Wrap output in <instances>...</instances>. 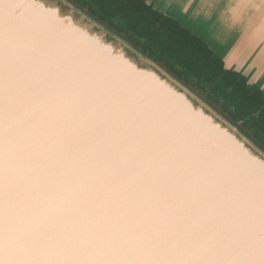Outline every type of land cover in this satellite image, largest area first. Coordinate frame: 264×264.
<instances>
[{
    "label": "water",
    "instance_id": "95a60500",
    "mask_svg": "<svg viewBox=\"0 0 264 264\" xmlns=\"http://www.w3.org/2000/svg\"><path fill=\"white\" fill-rule=\"evenodd\" d=\"M25 1L29 4L26 10L53 15L60 28H69L100 48L99 59L118 62L121 73L128 71L130 77L144 81L150 92L170 93L182 99L219 131L235 139L243 149L246 171L254 166L253 169L264 176V145L255 138L252 130L231 118L220 104L211 101L204 90L187 83L124 32L74 0ZM11 7L8 3L0 9V20H9L0 27V63L9 64L15 74L24 65L32 66L36 76L24 73V76L20 75L21 79L26 76L41 78L45 76L46 67L42 66V49L34 48L36 39L31 44L39 57H28L29 48L23 54L13 53L14 35L7 37L12 29L6 24L18 21L11 17L14 14ZM82 63L84 65V59ZM82 71V85L78 83L65 94L40 88L19 93L0 85V100L8 106L0 112L3 138L0 139V264H118L126 250V264L132 263L128 260V252L137 259L132 264H256L231 248L236 241L241 246L249 241V234L245 232L248 223L243 219L244 204L231 200L230 206L216 208V211H194L181 223L165 217L166 213L175 216L188 211L191 200L188 201L187 196L198 191L202 193L203 188L192 180L191 173L177 172L183 193L172 187L158 189L157 185L152 186V207L143 206L137 199L129 200L132 197L129 188L134 190V186L123 185L126 182L132 184L134 180L127 173H120L122 180L118 183L117 163L110 173L104 171L112 161L106 160L110 156L104 148L118 149V107L106 105L105 109L103 103L96 101L89 94L94 79L87 70ZM49 95L61 96L58 102L63 103L41 104L43 99L48 101ZM65 102L72 109L68 113L60 111L66 107ZM94 102L97 107L93 106ZM124 107L122 120L129 121L131 110ZM22 110L40 120L45 117L43 120L48 122L26 133L19 118ZM46 113L50 114L46 116ZM57 126V131H47ZM176 127L173 124L170 130L175 131ZM72 129L80 134L72 137L75 141L66 138ZM130 131L134 132V128ZM48 142L51 144L44 149ZM167 143L174 152L179 146L183 147L177 140H167ZM161 146L156 143L154 151L158 152ZM238 155L241 158L242 153ZM29 159H34V165L25 163ZM127 160L135 161L131 157ZM65 162L68 166L63 165ZM20 164H25L27 173L15 171V166ZM126 167L127 163H122L121 168ZM126 205L132 210H126ZM224 210H229V215L219 213ZM134 212L135 219L153 214L155 222L144 234H140L141 229L137 236L130 238L126 228ZM164 220L173 221V230L178 228L176 235L191 231L196 236L195 230L203 224L205 231H201V238L194 241L192 252L182 250V240L165 232L161 225ZM138 224L144 227L148 222Z\"/></svg>",
    "mask_w": 264,
    "mask_h": 264
},
{
    "label": "bare ground",
    "instance_id": "6f19581e",
    "mask_svg": "<svg viewBox=\"0 0 264 264\" xmlns=\"http://www.w3.org/2000/svg\"><path fill=\"white\" fill-rule=\"evenodd\" d=\"M0 1V9L7 6L8 3L12 4L10 10L14 14L11 17H15L18 21L6 24V27L12 29L8 32L7 37H10L11 34L14 35L12 37L14 40L13 53L15 55L23 54L29 48L28 57L34 55L39 57L34 48L42 49L41 54L44 55L42 66L46 67L43 72L45 76L33 78L36 76V72L32 70V66L24 65L20 72L15 74L12 68H9V64L0 63V75H6L1 76L0 85L7 86L19 93L33 92L40 88L65 94L69 88L78 83L82 85V69L87 70L95 82L91 88L92 93L89 94L94 96L96 101L103 103L105 109L106 105L118 107V119L120 120L118 122V149L104 148L105 151H109L110 156L106 160H112L104 168V171L110 173L112 169H116L117 163L118 183L122 180L119 177L120 173H127L134 180L132 184L126 182L123 185L134 186V190L129 188V193L132 195L129 200L132 202L137 199V202L142 203L143 206L152 207V186L157 185L158 189L172 187L175 191L182 192L180 189L182 182L179 180L177 172L184 170L185 173H191L192 180L197 181L203 188L202 193L198 191L195 195L187 196L188 201L191 200L188 204V211L174 214L175 216L166 213L165 217L181 223L194 211L202 213L208 209L216 211V208L230 206L233 203L231 200L240 202L246 207L243 219L245 223H248L245 232L249 234V241L243 246L238 241L232 243V251L238 253L239 250L243 256L252 259L256 264H264V188L262 185L264 176L260 175V171L253 169L254 166L248 171L244 169L243 149L234 138L221 130L219 131L209 119L185 105L182 99H177L170 93L150 92L144 81L130 77L128 71L121 73L118 62L106 61L104 58L99 59L100 48L96 47L94 43L86 41L81 34L69 28H60L59 22H56L53 15L41 13L35 9L26 10L29 4L25 0ZM163 4L165 5L164 2ZM238 9L237 7V11L234 13H237ZM7 21L9 20H0V27H3ZM35 39L33 48L31 42ZM261 39L263 40V38ZM83 59L86 67L82 63ZM24 73L33 76L21 79L20 75L24 76ZM47 99L48 101L43 99L40 103L47 102V105H51L52 102H58L61 96L54 98L49 95ZM62 103L58 102L59 105ZM65 104L66 107L60 111L68 113L72 109H69L71 107L66 102ZM95 105L97 104L94 102L93 106L97 107ZM124 105L132 113L129 121L122 120L123 113L126 111ZM6 108L8 106L3 104V100H0V112ZM49 114L46 113V116ZM19 115L26 133L35 131L43 123L48 122L43 120L45 117L41 120L37 119L25 110H22ZM173 124L177 126L175 131L170 130ZM58 128V126L53 127L47 131H57ZM132 128H134V132L130 131ZM67 133L66 138L70 140H73L72 137H75L76 134L80 135L79 131L73 129ZM47 138H49L48 135ZM0 139H3L1 135ZM167 140H177L183 147L176 143L179 149L174 152ZM156 143L162 144L158 152L154 151ZM49 144L51 142L45 144L43 148H47ZM238 153H242L241 158ZM128 157L135 161L127 160ZM33 160L29 159L25 163L34 165ZM124 162L127 163V167L122 169L121 165ZM0 163L2 162L0 161ZM63 165L68 166L66 162ZM26 170L25 164L15 166V171L21 172V174L27 173ZM28 183L30 182L28 181ZM241 199H245L247 202L243 203L244 201L242 202ZM125 208L132 210L128 205ZM138 209L137 204L136 210ZM228 212L229 210H224L219 213L229 215ZM153 217V214H148L144 218L135 219L134 212L128 222L129 226L126 228L128 236L130 238L137 236L141 229L140 234H144L148 228L153 227L151 225L155 222ZM143 221H147L148 225L143 227L142 224H138ZM161 225L164 226L165 232L172 233V236L177 237L179 241L182 240L180 245L182 250L191 252L194 241L201 238L199 237L201 231H205L201 224L195 230L196 236L192 235L191 231L176 235L175 232L178 228L173 230V221L164 220ZM245 246L246 248L242 249ZM126 254L124 257L121 256L118 264H126ZM233 257L234 255L231 259ZM128 260L133 263L137 259L128 252Z\"/></svg>",
    "mask_w": 264,
    "mask_h": 264
},
{
    "label": "trees",
    "instance_id": "16d2710c",
    "mask_svg": "<svg viewBox=\"0 0 264 264\" xmlns=\"http://www.w3.org/2000/svg\"><path fill=\"white\" fill-rule=\"evenodd\" d=\"M102 21L124 32L163 61L189 84L196 85L234 120L253 131L264 145V96L244 77L226 69L207 44L145 0H74Z\"/></svg>",
    "mask_w": 264,
    "mask_h": 264
},
{
    "label": "crops",
    "instance_id": "0c3cea01",
    "mask_svg": "<svg viewBox=\"0 0 264 264\" xmlns=\"http://www.w3.org/2000/svg\"><path fill=\"white\" fill-rule=\"evenodd\" d=\"M145 1L203 40L226 69L244 77L264 96V0ZM237 7L240 10L234 13Z\"/></svg>",
    "mask_w": 264,
    "mask_h": 264
},
{
    "label": "rangeland",
    "instance_id": "374dc122",
    "mask_svg": "<svg viewBox=\"0 0 264 264\" xmlns=\"http://www.w3.org/2000/svg\"><path fill=\"white\" fill-rule=\"evenodd\" d=\"M207 93V92H206Z\"/></svg>",
    "mask_w": 264,
    "mask_h": 264
}]
</instances>
